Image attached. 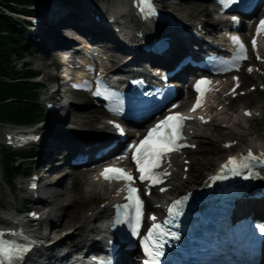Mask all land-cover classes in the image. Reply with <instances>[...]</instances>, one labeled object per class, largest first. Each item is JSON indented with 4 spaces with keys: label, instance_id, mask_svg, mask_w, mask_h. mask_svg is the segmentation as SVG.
Segmentation results:
<instances>
[{
    "label": "bare ground",
    "instance_id": "1",
    "mask_svg": "<svg viewBox=\"0 0 264 264\" xmlns=\"http://www.w3.org/2000/svg\"><path fill=\"white\" fill-rule=\"evenodd\" d=\"M82 5L79 3L78 0L72 1L70 4L68 2H64L66 5V9L61 5H54V6H49L47 9H45V13L52 15V26L50 27V31L46 32L43 27L45 26L46 22L44 23V20L41 19V22L39 25H42V27L38 30V34H35L36 36H31L30 34L24 33V38H26V46L28 48H31L32 45V40H28V38H39L37 48L38 51L41 52L42 54H47L48 50L46 49L47 47V42L50 43H58V42H63L66 44H71L70 40H74V38H80L77 34H73L72 37L67 36V30L64 29L63 24L65 22H68L74 26H80V23L86 25V26H95V27H100L99 24L94 23L89 15L90 11L87 10L89 7L92 6L91 2L89 0H80ZM183 2V1H181ZM210 3L211 0H208ZM180 4V2L178 3ZM195 4V3H193ZM198 6V4L196 3ZM203 5V4H202ZM172 6L176 7V4H173ZM192 6V4H191ZM121 10L118 8L111 10L112 16L116 17V22L117 25L121 28L122 34L125 35H130L132 32V28L138 25V21L134 19L132 12L128 9V5L126 4V0H121L120 4ZM199 7V6H198ZM208 8V7H207ZM205 9V8H204ZM204 11V10H203ZM208 13H211V10H207ZM206 11V12H207ZM205 12V13H206ZM24 14L23 12H21ZM182 23L185 25L187 24V19L184 17L179 18ZM44 23V24H43ZM201 23V22H200ZM18 24L24 25L22 22H19ZM115 26V25H114ZM63 27V29H61ZM145 27V26H144ZM146 30V34L152 31V27L149 26L147 29L144 28V31ZM37 31V30H36ZM35 31V32H36ZM104 36L108 42L105 47L103 46L104 50L106 52L110 53L111 56V65L108 63H104V67L106 69L110 68L111 69H117L120 68L119 72H124V74H127L130 72L131 67L127 65H123L121 52H124L126 48L122 46V44L116 40V38L113 37V33L110 29L103 31ZM115 35H117L114 32ZM27 35V36H26ZM98 35H96L94 38H96ZM28 50V49H25ZM29 51V50H28ZM22 52V50H21ZM106 52L104 51L101 56L106 55ZM20 56V55H19ZM108 61V59L106 60ZM79 63L78 60H75L73 63H70V66H76ZM44 66V64H42ZM110 65V66H109ZM39 67H42L39 65ZM44 68V67H43ZM46 68H50L47 66ZM39 72V71H37ZM246 77H248L247 74H245ZM258 79V78H257ZM45 84L50 82L49 77H45ZM40 86V85H39ZM227 86V85H226ZM231 85H228L227 88L229 89ZM40 96V95H39ZM37 97V99H40V97ZM241 98V97H239ZM66 102L65 100H62L60 98V103ZM219 104V103H218ZM245 108V107H244ZM256 111H261L260 113H264V108H258L255 109ZM218 113L217 115L223 114ZM233 116H236L238 119V115L233 112L229 115L226 120H223L225 123L223 126V129L219 128L215 131H211L208 129V127L202 126V127H197L194 128V134L192 135L194 141H196L199 145L197 151L201 152L200 155H202L201 159L203 158L204 165L201 164V166L195 168L198 171H195L196 174L191 172V169L193 165L190 162L189 169L187 172V177L186 179H183L182 175L183 172L181 170V160L179 156H174L172 159L173 166H172V174L168 178V182L166 184H171L172 187L166 192V195L168 196H176L177 194L182 193L184 190H186L189 187H192L196 184H199L200 179L208 175L210 172L215 170L225 156L229 153H226L225 156L221 159L213 158V155L217 152V148H208V147H202V143H216L217 140L214 139L215 132L217 135L222 136L224 133L227 134L229 138L225 139L223 142L226 141H233L236 139V143L234 146L230 147L229 150L233 149H241L244 147H250L253 149H258L264 152V139L259 138L256 134L247 131V130H242L238 131V133L232 134L231 129H235V124L234 120L235 118H232ZM62 117V118H61ZM66 119L63 114V116L58 113L56 116L52 117L50 116L48 120L38 126L39 133L41 134V138L39 141L40 143V149H37V157L36 160L39 158V162L36 163L37 171H38V181L39 184L37 183V189L35 190V203H38L39 206H46V204L50 205L49 209H43L42 211L44 212V217L41 219L43 229L50 228V226H54L53 230L49 232V234H43L42 236H39L36 231L37 228L33 229H28V233L33 235L34 237L37 238V241L40 242V245H34V249L32 250V253L30 256L26 257V261L24 264H47L49 261V264H63L67 263V260H69V257L75 252L78 251L79 249V243H75L74 239L81 236L82 234L80 233L81 231L86 234V236H91V238H101L104 234V229L102 224L99 222L102 219H105L108 216L109 212V206L111 204V201L115 199L118 194L116 190L110 189L109 186L107 185H102L100 184L92 175L89 176H84L83 177V193L85 196H88L91 198L98 197L99 202L97 205L93 206L92 208L88 209L85 214L79 219V221L75 224V216H74V208L76 205V202H81L86 200L87 198L83 195L81 196H71V192L69 188L67 187V179L70 176L69 172H66L63 170L64 167H62V170L56 169V167L59 164L54 163V158H56V155L63 154V152L68 148V147H75L77 144H89V147H92L96 142H98L99 137L97 136L94 138V136L101 135V136H109V130L108 126L105 120H102L101 124L98 123L97 119H91L90 117H86L84 113L77 114L76 117H74L73 121L75 122V125L78 127H90V126H96L97 124H100L99 127H97V132H92V133H77V132H71V131H64V128L62 126L64 125ZM38 123H41V119L37 121ZM240 122V120H239ZM214 125L221 127L222 124L219 122H216ZM221 125V126H220ZM61 128V130H60ZM193 128V127H192ZM237 131V130H236ZM38 132V131H37ZM246 138H243L245 137ZM264 138V137H263ZM5 140V138H4ZM72 148H69L68 150H71ZM222 149V146H221ZM67 151V150H66ZM224 151V150H223ZM226 151V150H225ZM232 152V151H231ZM196 158V154H193V158ZM51 164V166H48ZM60 165L62 166L61 162ZM192 165V166H191ZM49 167V168H48ZM48 168V171L44 172V169ZM201 170V173H206L204 176L200 174L199 178L196 176L198 175L197 173ZM53 173V174H47V173ZM68 173V174H67ZM49 176V177H47ZM45 178H48L51 180L50 184L45 185V188L48 190L49 194L48 199H45L46 196L43 193L44 189V181ZM71 178V177H70ZM62 186V187H61ZM33 192L29 193V197L27 199H32L33 198ZM0 193H2V182H0ZM71 196V201L70 200ZM162 197V195H160ZM171 197V198H172ZM62 198H65V201L61 200ZM91 202V201H90ZM67 203L66 205H64ZM154 203H159V199H156ZM44 208V207H43ZM256 208L259 211H262L261 208L259 209L258 204L254 205L252 208L249 207V210L255 211ZM1 209V205H0ZM3 210V209H2ZM264 210V208H263ZM13 213H16V211H12L7 216L0 210V223L3 221H7L8 224L19 227V228H24V220L22 217H19V215L15 216ZM259 214V213H258ZM263 215V212L260 213ZM74 220V221H73ZM63 222L64 224H72L73 226V231L72 233H66L64 236L60 237V232H62L61 227H56L59 226L58 223ZM43 238L48 240L47 245L43 243ZM78 244V245H77ZM94 244V243H92ZM69 247V249H68ZM67 250H66V249Z\"/></svg>",
    "mask_w": 264,
    "mask_h": 264
},
{
    "label": "rangeland",
    "instance_id": "2",
    "mask_svg": "<svg viewBox=\"0 0 264 264\" xmlns=\"http://www.w3.org/2000/svg\"><path fill=\"white\" fill-rule=\"evenodd\" d=\"M94 1L97 2L98 4H101V5L106 6V7L107 6L113 7L116 0H94ZM193 3H195V4H193ZM196 3L198 4L199 7L196 5ZM191 4H192V6H191ZM206 5L209 6V4L206 3V0H183V2H180V4H176V7L172 6V5H170V7L174 9V12L176 14L186 18L187 21H191L193 19H196L198 21L204 20V21L209 23V21L211 20V17H209V15H206V13H205L207 11ZM61 29H63V27ZM67 33L74 34V32L71 29H68ZM100 42H103V41L100 40ZM104 44H105V42H104ZM37 47L35 48L34 45L32 44L31 48H28L29 51L28 50H22V52L20 51L18 53V57H16L15 53H13L11 55V59L14 60L18 69L20 68L19 66H21V62H26V63L28 62V64L30 65V68L32 70L39 71V73L42 72L44 74V76H46V77H51V75H54L55 73H57L56 67L59 68L57 66L58 60L57 59L55 60L52 53H50L51 51L47 52V54L45 55V54H42L41 52H39ZM19 55H20V58H22L20 61L18 60ZM16 59L19 61V63L16 61ZM42 64H44V66ZM39 65H41L42 67H39ZM47 66H49L50 68H46ZM35 79L39 80L40 77H36ZM257 83L258 82H257L256 78L251 79V80L248 79L245 81L244 86L246 88L249 85H254ZM42 93H43V89L40 90L41 95H42ZM54 97H57V95H54ZM55 99H56V101L59 100L58 102L60 103V98L59 99L55 98ZM61 99L66 101L64 103H68L67 108L62 110V116L64 114L65 119H66L64 125L62 126V128H64V131L69 130L71 132L84 133V134L97 132V127L100 126L102 120L106 119V118H103L104 116L100 113V110L93 108L92 107L93 105H91L88 100L84 99L83 96H76V95L74 96V95L66 94V96L65 97L62 96ZM234 103H235L234 107H237V106L238 107H245V106H247L253 110L261 108V107L264 108V93H260L258 91H255V92L251 93L249 96L241 97V98L234 100ZM233 112H235V111L232 109H229V113H233ZM80 113H84V115L86 117H90L91 119H97L98 123H100V124H97L94 127L93 126H90V127L87 126L86 128L85 127H78L77 125H75V122L73 121V119H74V117L77 116V114H80ZM229 113L221 114L220 116H218L216 118V120H214L210 125H207L206 127H208V129H210L211 131H213L214 129L216 131L219 128L223 129V125L225 124L223 122V120H226V118L229 117V115H230ZM47 120H48V117L44 121L46 122ZM242 120L243 121H240V122L239 121L234 122L235 129H231L232 134L236 135L238 133V131H242L245 129L247 131H250V132L256 134L259 138L264 139L263 138L264 137V113H262L260 116H258L257 118H254V119H247V120L242 119ZM215 122H219L220 124H222V126L220 125L221 127H219V126L214 125ZM42 124L43 123H38V124L32 123V125H34L32 127L37 128L38 126H40ZM7 127H10V126L8 124H5V125L0 124V131H1V129L7 128ZM60 130H61V128H60ZM227 138H229L227 136V134L224 133L222 136H219L215 132L214 139L217 140L216 143H211V144L202 143L200 145H202V147L217 148V152L213 155V158L217 157V159L218 158L221 159L225 156L226 153L231 152V150L230 151L229 150L223 151V149H221L220 143L223 142ZM243 138H246V136ZM1 140H2V138L0 136V182H2V193H0V205H1L0 210L5 215L9 214L12 211L23 212L24 210H27L30 208L37 209L40 211L43 209L48 210L50 207L49 204L48 205L46 204V206L45 205L39 206L38 203L36 204L32 201H27L26 197H29V195L23 189L24 185L21 183V181H24V179L21 177V175L13 174L14 178L11 176V178L7 179L4 175V172H3L2 157H3L4 152L9 151V152H12L14 154H22V155L27 156L29 150L36 149L35 146H31V147L28 146L27 148L22 149L21 152H19V151L13 152V151L7 149L6 147L4 148ZM234 140H236V139H234ZM194 153L197 156L196 158L195 157L193 158ZM199 154H201V152H198L196 149L194 152H192V154L189 155L190 162L193 165L191 172H193L194 174H196L195 171H198L195 168L201 166V164H203V165L205 164L204 163L205 160L203 161V158L201 159L202 155L199 156ZM54 159L55 160H54L53 165L56 162V164H59L56 167V169L62 170L63 166L60 165L59 155H56V158H54ZM33 160H34V162L32 163V168H34L33 170H35V168L37 167L36 163L39 162V158H38V160H36V158L25 159V161L27 163L30 161H33ZM33 165H34V167H33ZM48 166H51V164H49ZM48 168H45L44 172L48 171ZM63 170L69 172V175H70L67 179V187L69 188V190L71 192V196L74 195L76 197L77 196L82 197L84 195V193H83V189H84L83 177L85 175L80 174V173H78V171H74L73 169L68 168V167L66 169L64 167ZM199 171H200V173L199 172L197 173L198 174V175H196L197 177L200 174H202L204 176L207 173V172L201 173V170H199ZM47 174L51 175L53 173L51 172V173H47ZM47 177H49V176H47ZM50 182H51L50 179L45 178L44 189H43V193H42L46 196L45 199H48V195H50L48 190L45 188V185L50 184ZM71 196H70L69 201H71ZM85 197L87 198L86 200L78 202V203L76 202V205L74 208V211H75L74 216L76 218L75 224L79 221V219L85 214V212L88 209L97 205V203L99 202L98 197L91 198V199L88 196H85ZM61 200H63V202H64L65 198H62ZM66 204L67 203H65L64 205H66ZM3 224H5V221L0 223V225H3ZM41 224H42V222H41ZM58 225L59 226H56V227L62 228V232H60V237L64 236L66 233H72V231L74 229L72 224L66 225L63 222H61V223L59 222ZM53 227L54 226H50V228L44 229L43 232H42V230L40 232L38 230L37 231L39 234H42V233L43 234H45V233L49 234V232H51L54 229ZM31 229H33V228L31 227ZM37 231H36V233H37ZM80 233L82 235L74 239L75 243H78L83 238L82 236H83L84 232L81 231Z\"/></svg>",
    "mask_w": 264,
    "mask_h": 264
},
{
    "label": "snow or ice",
    "instance_id": "3",
    "mask_svg": "<svg viewBox=\"0 0 264 264\" xmlns=\"http://www.w3.org/2000/svg\"><path fill=\"white\" fill-rule=\"evenodd\" d=\"M235 2H237V0H220V3L224 7L230 6L231 3ZM141 4L142 8L149 14H154L151 0H141ZM261 30H264V21L261 22ZM234 39L237 43H240L238 38ZM253 43L255 44V41ZM240 46L241 49H243V45L241 44ZM239 58H246V56H241ZM210 83V81L202 80L197 84V91L201 92V97L198 98L196 105L192 109L193 111L202 105L204 93L212 90L211 88L202 89L201 86L210 85ZM96 94L103 95L104 93L98 89ZM246 115H250V113H246ZM187 119H191V117H185L182 114L169 115L153 127L138 146H132L135 148L133 159L140 173L138 177L139 180L158 184L163 183L164 176L170 175V173L166 171L157 172L156 169L162 168V163H167L170 166V160L167 159L168 155L178 151L181 147L187 146L180 143V141L184 139V121ZM114 127L121 135L124 134L120 125L114 124ZM192 147H194V145H192ZM262 161H264V153L256 156L251 151H249L246 156L230 157L227 163L222 166V174L216 177V179L224 178L223 173L225 172L239 175L241 169L251 170L253 162L260 163ZM101 175L105 180L109 181H127L128 195L125 199L129 201V203L116 206L119 216L115 222L132 223L133 234L138 235V230L141 226L143 202L138 195V189L131 186L134 182L133 176L124 168L116 167L104 169ZM164 190L165 189H161V191ZM186 199L187 197L182 200H177L171 205L169 208L170 216L174 217L182 214V207ZM152 219L155 220L156 218L152 217ZM4 235L3 232H0V264H15V262L23 259V254L29 249L16 247L12 242L5 240ZM166 235H169V233L164 230L163 226L154 223L148 234L144 237L145 252L150 257L147 264H158V258L163 254L160 240Z\"/></svg>",
    "mask_w": 264,
    "mask_h": 264
},
{
    "label": "trees",
    "instance_id": "4",
    "mask_svg": "<svg viewBox=\"0 0 264 264\" xmlns=\"http://www.w3.org/2000/svg\"><path fill=\"white\" fill-rule=\"evenodd\" d=\"M46 1L49 0H0V124L29 125L45 118L43 107L37 99L41 86L33 81L36 72L26 63L18 69L11 59L13 53L18 57L21 50L28 49L23 35L24 26L5 14L2 8L34 14L31 6ZM37 154L36 149L29 150L27 156L4 152L2 165L5 177L27 175L32 170L33 162L27 163L25 159H34Z\"/></svg>",
    "mask_w": 264,
    "mask_h": 264
}]
</instances>
